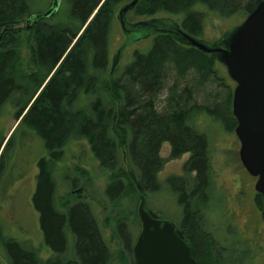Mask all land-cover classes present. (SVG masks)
Listing matches in <instances>:
<instances>
[{
    "label": "trees",
    "instance_id": "1",
    "mask_svg": "<svg viewBox=\"0 0 264 264\" xmlns=\"http://www.w3.org/2000/svg\"><path fill=\"white\" fill-rule=\"evenodd\" d=\"M32 1L0 0V112L3 106L11 105L15 120L21 117L16 128L23 126L28 138L37 137L46 148L47 155L37 161L31 203L50 256L43 259L38 251L6 235L0 223V264L118 261L89 203L76 192L70 193L75 195V201L74 197H57L54 174L71 141L80 142L79 146L86 143L98 166L107 173L104 191L111 203L159 191L158 174L166 162L159 151L164 142L170 146L169 159L189 153L183 170L187 175L195 173L194 186L187 193L184 176L169 177L167 185L177 194L182 209L184 230L178 226L177 230L189 243L197 264H201L203 247L197 242L199 208L205 205V196L212 186L211 154L206 134L198 132L191 123L203 115L234 130L232 89L226 105H191L168 113L156 110L152 95L161 88L167 63L181 68L198 65L205 72H215V53L186 44L177 32V27L194 37L203 32L199 14L202 7L198 5L205 6L204 11L243 20L260 0H138L126 14L144 18L141 26L163 27L154 32L146 50L133 48L128 61L113 69L110 38L115 16L120 7L132 0H65V10L59 8L53 15L41 16L30 28L25 25L31 63L28 71L20 56L19 25L22 17L34 14ZM174 16L179 21L168 22ZM12 135L13 132L7 140L0 139V173ZM255 198L262 205L259 193ZM123 219H128L127 215L120 218L121 235L117 232V236L124 246L122 252L131 253L133 242H129ZM69 247L74 256L64 259ZM120 256L121 260H128L124 253ZM128 263L134 264V260L131 258Z\"/></svg>",
    "mask_w": 264,
    "mask_h": 264
},
{
    "label": "rangeland",
    "instance_id": "2",
    "mask_svg": "<svg viewBox=\"0 0 264 264\" xmlns=\"http://www.w3.org/2000/svg\"><path fill=\"white\" fill-rule=\"evenodd\" d=\"M64 1H60L59 8L62 11L66 9ZM50 2V0H33L31 9L34 13L42 14L48 9ZM198 6L202 7L199 14L202 17L203 32L197 38L208 44L219 41L225 33L242 22L240 17L219 15L212 11H204L206 7L203 5ZM28 17V15L22 17L19 25L22 29L20 56L23 66L30 71L29 33L25 29ZM115 18L114 30L110 38V61L111 63L115 61V65L126 63L133 48L144 50L158 27H163L160 24L153 27L132 26L133 23L144 18L129 13L125 15L126 30H123L118 19V11ZM178 21L179 18L176 16L169 17L168 20V22ZM197 66L181 68L173 62L165 65L161 88L152 95L158 112L168 113L191 105L200 107L226 105L230 89L233 92L235 83L228 76L224 65L216 60L215 72L209 73ZM14 112V108L9 104L3 106L0 112V139L6 137L7 140L13 132L12 144L5 149L2 157L0 223L6 235L14 236L24 246L38 251L40 257L45 259L50 253L42 241L38 214L32 206L31 195L38 171L37 161L46 156L47 151L42 140L37 137L28 138L27 131L21 125L16 128L21 117L16 121ZM213 119L202 115L195 123H191L194 129L205 133L209 139L212 169V188L207 191L205 205L199 208L201 218L197 242L201 244V248L203 247L199 262L201 264H264V219L261 214L262 205H259L255 198L256 177L251 176L240 161V142L234 130H227L218 120ZM79 143L71 141L63 161L59 162L61 166L57 165L54 174L57 197L72 199L75 195L72 196L70 193L80 194V198L86 200L93 208L113 257L119 258L111 264H129L131 258L134 260L133 252L130 253L128 250L122 252L124 246L117 235L118 233L121 235L120 218L122 215H127L128 219H123L122 222L125 223L124 228L129 236V242H133L131 249L133 248L141 230L137 213L140 196L136 194L111 203L104 191L108 182L107 173L98 166L87 144L79 146ZM169 151V144L164 142L159 151V155L166 159L158 174L161 188L157 192L146 193L144 206L146 210L156 214L157 218L171 221L176 227L182 228V209L177 194L167 185V179L171 176H184L187 182L185 191L188 193L195 184L192 180L195 173L191 172L187 175L183 170V164L188 159L189 153H184L176 159H169ZM73 180H75L74 186H72ZM201 195L204 197L203 193ZM75 199L76 197L72 200ZM117 252L120 255L124 253L128 260H121ZM73 256L71 247L63 255L64 259Z\"/></svg>",
    "mask_w": 264,
    "mask_h": 264
},
{
    "label": "water",
    "instance_id": "3",
    "mask_svg": "<svg viewBox=\"0 0 264 264\" xmlns=\"http://www.w3.org/2000/svg\"><path fill=\"white\" fill-rule=\"evenodd\" d=\"M50 1L46 11L34 13L26 20L28 28L41 16L53 15L59 9L61 0ZM137 1H130L118 11L123 30H126V12ZM142 23L145 22L139 21L132 26ZM177 32L186 44L215 53L235 83L231 106L236 119L234 132L240 142L239 158L244 169L256 177L254 189L262 197L261 214L264 219V0H260L242 22L211 44L183 32L179 27ZM114 66L115 61L112 69ZM137 213L141 230L132 248L134 264H197L189 243L180 236L176 225L146 210L143 195L140 196Z\"/></svg>",
    "mask_w": 264,
    "mask_h": 264
},
{
    "label": "flooded vegetation",
    "instance_id": "4",
    "mask_svg": "<svg viewBox=\"0 0 264 264\" xmlns=\"http://www.w3.org/2000/svg\"><path fill=\"white\" fill-rule=\"evenodd\" d=\"M121 8V7H120ZM120 8L118 9V11L120 10Z\"/></svg>",
    "mask_w": 264,
    "mask_h": 264
}]
</instances>
